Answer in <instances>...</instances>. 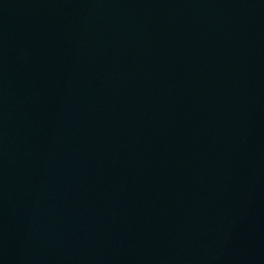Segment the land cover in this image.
<instances>
[{
    "label": "water",
    "instance_id": "obj_1",
    "mask_svg": "<svg viewBox=\"0 0 264 264\" xmlns=\"http://www.w3.org/2000/svg\"><path fill=\"white\" fill-rule=\"evenodd\" d=\"M0 264H264V0H0Z\"/></svg>",
    "mask_w": 264,
    "mask_h": 264
}]
</instances>
